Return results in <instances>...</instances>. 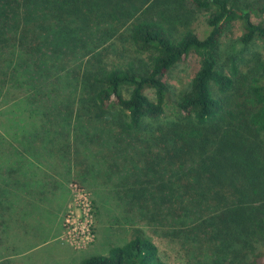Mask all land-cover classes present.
Instances as JSON below:
<instances>
[{
    "label": "trees",
    "instance_id": "obj_1",
    "mask_svg": "<svg viewBox=\"0 0 264 264\" xmlns=\"http://www.w3.org/2000/svg\"><path fill=\"white\" fill-rule=\"evenodd\" d=\"M202 12L211 29L204 39L194 29ZM237 20L233 48L241 51L223 57L222 39ZM119 40L121 54L112 56ZM259 41L264 0H0L5 243L56 224L54 205L40 203L55 189L35 165L36 152L53 148L76 167L70 194L77 184L99 208L94 185L109 193L132 231L124 245L82 264H167L145 227L178 240L194 264H264ZM192 53L200 69L169 117L166 77ZM13 149L26 153L15 157L17 169L3 164Z\"/></svg>",
    "mask_w": 264,
    "mask_h": 264
},
{
    "label": "rangeland",
    "instance_id": "obj_2",
    "mask_svg": "<svg viewBox=\"0 0 264 264\" xmlns=\"http://www.w3.org/2000/svg\"><path fill=\"white\" fill-rule=\"evenodd\" d=\"M207 12L197 13L194 21V29L202 39L206 38L211 29L208 26ZM242 34L241 22L235 21L231 29L222 39L223 57L235 55L241 51V47L233 48L236 39ZM123 40L114 43L112 56L121 54L119 50L123 46ZM129 47V46H126ZM255 50L264 55V42H257ZM118 59V58H117ZM200 57L196 53L190 54L188 60L176 65L167 75L166 82L170 90V102L167 103L166 113L171 117L175 114V109L179 98L184 92L190 89L191 82L200 69ZM130 87L125 86L123 92L125 96L130 93ZM151 98L153 92H148ZM94 185V184H93ZM95 191L101 202L98 208L94 203L93 195L84 196L75 192L73 188L68 201L63 225L58 239L48 245H41L40 242L49 238L51 232L56 229V225L45 228L46 236H41L45 232L34 236L25 231L12 237L9 244L3 231L0 234V264H82V262L92 256L108 255L113 246L124 245L132 238V231L127 226L121 224L118 214L108 204L109 193H102L95 185ZM95 193V192H94ZM103 200L106 203L102 202ZM91 201V209L90 204ZM90 209V210H89ZM127 217L124 219L126 220ZM147 236L157 245L160 257L167 264H194L190 254L186 251L178 240L165 238L156 234L152 228H144ZM40 244V245H38Z\"/></svg>",
    "mask_w": 264,
    "mask_h": 264
},
{
    "label": "crops",
    "instance_id": "obj_3",
    "mask_svg": "<svg viewBox=\"0 0 264 264\" xmlns=\"http://www.w3.org/2000/svg\"><path fill=\"white\" fill-rule=\"evenodd\" d=\"M2 137L4 139L12 138V134H2ZM14 147L20 146L17 143H12ZM17 151L21 152L22 154H17ZM25 152L19 150V149H13L11 151H8L7 157L8 160H4V165H8L9 167H13L14 169H17V166H22L23 164L21 161H18V165H16L15 157L17 155L21 156V160L25 161ZM63 155L59 151L56 152L53 148H45L42 151L36 152L35 156L37 157V160L35 162L36 167L38 168L39 174L42 176V178H46L43 173H48L49 179L47 182L51 181L52 187L55 189V191L50 194L46 195L45 200L41 201L42 204V210L44 209H50L49 204H53L56 211H58V217L56 218V230L51 232L48 241L42 243L41 245H48L54 242V240L58 239L57 237L60 234L61 228H62V221L63 216L65 214V210L68 204V201L71 197L68 181H71L75 179L77 175L76 167L74 166V162L71 161L68 163L65 160L60 159L58 156ZM12 156L13 158H10ZM16 166H13V165ZM46 225H48L46 221H44ZM44 227L43 229H45ZM38 233H42V227L38 229Z\"/></svg>",
    "mask_w": 264,
    "mask_h": 264
},
{
    "label": "built area",
    "instance_id": "obj_4",
    "mask_svg": "<svg viewBox=\"0 0 264 264\" xmlns=\"http://www.w3.org/2000/svg\"><path fill=\"white\" fill-rule=\"evenodd\" d=\"M73 188L75 189V192H77V193H82V194H84V196H89V199H90V194L86 191V189L85 188H81L79 185H73L72 186V191H73ZM90 205V209L92 208L91 207V201H90V204H87V206H89ZM89 209V210H90Z\"/></svg>",
    "mask_w": 264,
    "mask_h": 264
}]
</instances>
